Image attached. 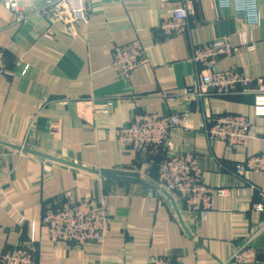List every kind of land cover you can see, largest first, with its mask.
Returning a JSON list of instances; mask_svg holds the SVG:
<instances>
[{"label": "crops", "instance_id": "1", "mask_svg": "<svg viewBox=\"0 0 264 264\" xmlns=\"http://www.w3.org/2000/svg\"><path fill=\"white\" fill-rule=\"evenodd\" d=\"M257 2L260 23L253 27L215 0H93L86 24L65 26L41 12L43 0L21 1L22 21L0 0L6 70L0 71V251L28 245L38 264H145L152 255L180 264H236L225 261L264 220L253 209L262 198L251 187L264 186V172L236 171L238 163L264 153V117L254 115L253 95L205 90L203 97L187 98L181 91L201 77L203 67L192 60L195 46L217 38L238 46L219 59L220 69L264 75V0ZM183 3L194 10L185 29L164 36L158 24ZM241 33L255 41L254 50L240 46ZM136 38L147 60L121 77L111 64L113 49ZM145 112H178L185 125L172 130L168 145H122L117 128ZM208 112L247 115L257 129L246 144L209 138ZM169 151L196 156L213 190L204 218L188 212L176 195L179 214L161 191L100 173L136 172L157 183ZM66 192L107 199L111 227L102 244L51 240L41 218ZM254 246L256 264H264V232Z\"/></svg>", "mask_w": 264, "mask_h": 264}, {"label": "built area", "instance_id": "2", "mask_svg": "<svg viewBox=\"0 0 264 264\" xmlns=\"http://www.w3.org/2000/svg\"><path fill=\"white\" fill-rule=\"evenodd\" d=\"M22 0H4V5L15 12L18 20L26 18L21 10ZM93 0H43L41 12L65 26L72 23L86 24L90 5ZM217 8H231L236 16L243 18L251 27L260 23L257 0H215ZM194 13L187 3L172 10L171 16L158 24L164 36H171L185 29L186 21ZM240 46L254 50L255 41L246 33L240 34ZM238 50L226 38H217L196 45L192 60L203 67L201 77L192 86H186L181 94L187 98L203 97L205 90L223 96L230 94L253 95V111L256 117H264V75L253 76L240 70L219 68V59ZM146 48L142 40L136 38L119 44L112 52V66L121 77H126L132 69L147 60ZM3 52L0 50V71L5 72ZM174 95V94H173ZM170 95V99H173ZM111 101L107 102V106ZM185 125L184 115L174 112L168 115L158 113H137L131 121L117 128L118 141L124 146L140 150L149 145H168L172 130ZM257 124L243 114L206 113L204 131L209 138L223 139L230 144H246L253 137ZM2 151L0 149V158ZM236 171L245 175L250 171L264 172V153L255 154L236 165ZM157 183L176 195L192 215L205 217L211 207L212 188L205 184L202 169L192 152L169 151L159 164ZM262 200L253 205V209L264 213V186L256 188ZM216 192L225 194L223 188ZM47 227L52 241H64L73 244L95 242L102 244L111 227V214L106 198H74L70 192L62 194L55 204H48L41 218ZM23 218L21 219V222ZM264 232V220L259 228L246 240L238 244L229 254L225 263L256 264L259 251L254 240ZM0 264H38L31 247L18 244L0 251ZM145 264H180L170 256L152 255Z\"/></svg>", "mask_w": 264, "mask_h": 264}, {"label": "water", "instance_id": "3", "mask_svg": "<svg viewBox=\"0 0 264 264\" xmlns=\"http://www.w3.org/2000/svg\"><path fill=\"white\" fill-rule=\"evenodd\" d=\"M6 144H8V143H6ZM8 145L12 146V144H8ZM22 149L29 152V153L38 155V156L59 160V159H56L50 155L38 152L36 150H32L29 148H22ZM59 161H62V160H59ZM66 163L69 164V162H66ZM100 173L103 176H105L107 179H110V180L132 181V182H136V183H140L142 185H145L149 188L157 189V190L161 191L164 195H166L171 200L176 212L179 214V209H178V206L176 204V200H175L174 196L172 195V193L169 192L168 190H166L164 187L160 186L158 183L147 181V180L141 178L136 172H130V171H124V170L103 169L100 171Z\"/></svg>", "mask_w": 264, "mask_h": 264}]
</instances>
